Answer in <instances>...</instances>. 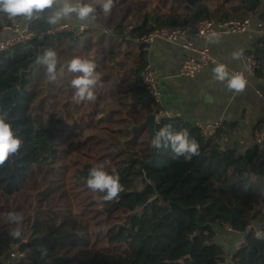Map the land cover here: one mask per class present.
Here are the masks:
<instances>
[{
  "label": "trees",
  "instance_id": "1",
  "mask_svg": "<svg viewBox=\"0 0 264 264\" xmlns=\"http://www.w3.org/2000/svg\"><path fill=\"white\" fill-rule=\"evenodd\" d=\"M249 3L115 0L108 16L97 5L101 30L58 33L0 53V96L18 90L0 99V113L8 114L23 140L18 154L0 166V207L21 212L23 190L35 205L23 213L19 239L9 235L16 225L0 215V260L16 247L27 264H228L218 241L224 223L236 231L249 225L264 231V158L255 147L243 152L223 147L221 130L207 137L190 122L161 118L155 130L169 124L175 131L187 129L199 143L191 160L173 159L170 149L151 148L152 134L142 137L146 127L139 128L156 110L140 78L147 51L135 40L156 28L178 26L195 11L196 20L264 21V0H254L251 9ZM255 46L261 63L255 76L262 77L264 39ZM46 48L58 53L55 81L36 63ZM77 56L98 65L102 86L94 102L72 98L70 83L79 74L68 71V62ZM68 147L100 154L96 163L83 160L70 169ZM100 162L119 172L125 188L111 201L98 192L104 214L117 216L106 239L124 247L120 251L95 245L90 219L72 204L69 182L87 187L90 168ZM231 255L233 264H264V235L252 232L248 244Z\"/></svg>",
  "mask_w": 264,
  "mask_h": 264
},
{
  "label": "crops",
  "instance_id": "2",
  "mask_svg": "<svg viewBox=\"0 0 264 264\" xmlns=\"http://www.w3.org/2000/svg\"><path fill=\"white\" fill-rule=\"evenodd\" d=\"M18 18L24 27L31 30L66 23L89 26V31L103 28L96 21L83 23L74 16L62 20L57 25H49L44 16L31 21L24 17ZM1 32L0 27V34ZM262 39L264 35L261 36L256 30H252L220 37L215 43L202 39H194V42L197 46H208L217 61L227 65L230 73L245 71L246 75L242 58L234 60L232 53L239 49H243V55L253 52L255 45ZM146 51L147 61L156 69L160 77L159 88L162 93L163 110L161 118L179 119L194 125H213L222 120L219 140L223 147L239 151L254 147L255 132L264 120V98L257 93L260 91L264 97V76L249 77L245 91L235 93L228 90L227 81L219 82L213 78L212 70L216 64L206 67L195 78L179 76L183 60L191 53L178 45L156 41ZM262 157L264 158V152ZM18 264L27 263L22 260Z\"/></svg>",
  "mask_w": 264,
  "mask_h": 264
},
{
  "label": "clouds",
  "instance_id": "3",
  "mask_svg": "<svg viewBox=\"0 0 264 264\" xmlns=\"http://www.w3.org/2000/svg\"><path fill=\"white\" fill-rule=\"evenodd\" d=\"M97 5L104 16L111 14L115 7V0H0V14L11 20L15 17H24L31 21L44 16L49 25H57L62 20L75 17L83 23H94L97 20ZM220 39V33H210V42L215 43ZM243 57V49L232 53L234 60ZM36 63L46 68V75L51 81L57 79V66L59 64L58 53L52 48H46L37 55ZM97 63L94 58L77 56L68 62V71L78 73L70 83L73 92V100L76 103L94 102L96 90L102 86L101 75L97 71ZM247 70V69H245ZM216 81H227L229 91L241 93L248 84L245 71L230 73L227 65L216 63L212 70ZM23 140L18 132H14L12 122L7 113H0V166H3L10 157L18 154ZM150 147L157 152L160 149H170L173 159L183 157L186 161L199 154V143L190 136L187 129L175 131L172 125H165L159 130H153ZM119 172L113 167L111 172L106 168V162H100L90 168L87 177V188L92 192H99L104 201L118 198L125 191L120 182ZM10 223L16 227L9 233L13 239H19L22 235L23 213L10 211L6 213ZM47 256V249L42 252Z\"/></svg>",
  "mask_w": 264,
  "mask_h": 264
},
{
  "label": "built area",
  "instance_id": "4",
  "mask_svg": "<svg viewBox=\"0 0 264 264\" xmlns=\"http://www.w3.org/2000/svg\"><path fill=\"white\" fill-rule=\"evenodd\" d=\"M1 33L0 34V53L8 51L11 48L26 43L32 40L43 42L46 38L64 32H78L83 33L89 30V26H83L75 23H66L63 25L47 27L40 30H31L24 27L18 17L11 20L6 16L0 14ZM252 30H256L261 36L264 35V21L260 18L247 17L243 20L231 19L219 22L211 20H196L191 18L185 19L180 25L175 27H163L152 30L149 34L136 39L135 41L142 46L145 50L150 49V46L156 41L170 43L178 45L191 54L186 56L179 69V76L195 78L200 71L210 65L216 64L218 61L211 53L208 46H197L194 39H202L204 41L210 40V33H220V37L232 34L246 33ZM242 64L246 70V78L249 82V77H254L256 71L260 68L261 63L258 57L253 52H249L243 55ZM236 72V71H233ZM141 84L145 87L148 97L152 101V107L155 111V123H159L163 115L162 110V93L159 88V75L156 69L147 61V65L144 67L140 74ZM258 95L262 98L263 95L260 91H257ZM223 125V121L220 120L213 125H200L196 126L207 137H213ZM254 147L257 150L259 156H262L264 152V120L260 123L254 136ZM223 227L236 234L239 238L237 240V247L234 252H237L244 248L248 244L249 236L252 232L256 236H263L264 231L259 229L255 225H249L243 231H236L230 224L224 223ZM24 258L16 247L11 250L8 255L0 260V264H18L21 259ZM229 259L228 264L232 263Z\"/></svg>",
  "mask_w": 264,
  "mask_h": 264
},
{
  "label": "rangeland",
  "instance_id": "5",
  "mask_svg": "<svg viewBox=\"0 0 264 264\" xmlns=\"http://www.w3.org/2000/svg\"><path fill=\"white\" fill-rule=\"evenodd\" d=\"M224 1V0H223ZM228 2L229 5L234 4L237 0H225ZM108 40V38H106ZM149 128L146 127V129L143 132L142 137L148 136ZM78 139H75L73 142L72 147L78 146L79 144ZM87 147V146H85ZM81 148V147H80ZM73 150V148L68 147L67 152V158L69 161L70 169H73L75 167V164L80 163L83 160H90L94 163L97 162V158L99 157V150H90V148H86L84 150ZM91 155L92 157H90ZM106 168L108 169V166L106 165ZM70 184V186H69ZM68 186L71 190V193L73 196V208L75 212L81 213L85 216H87L90 219L91 222V231L93 233V240L94 244L98 245L100 248L111 250V251H120L124 250V247L122 246H110L107 243L106 239V233L108 228L111 226V224L115 223L116 215L108 218L106 214H104L102 200L98 197V192H92L87 187H76L77 185H73L72 181L69 182ZM19 200H21V204L23 205L21 212L24 214L31 213L34 209V204L29 203V196H28V190H23L21 193H19ZM0 215L6 216V210L0 207ZM220 234L218 237V241L223 244L226 248V252L228 254V258L231 260V253L235 250L237 247V240L238 236L234 233H231L227 231L225 228L220 229ZM21 259L20 261H22Z\"/></svg>",
  "mask_w": 264,
  "mask_h": 264
},
{
  "label": "water",
  "instance_id": "6",
  "mask_svg": "<svg viewBox=\"0 0 264 264\" xmlns=\"http://www.w3.org/2000/svg\"><path fill=\"white\" fill-rule=\"evenodd\" d=\"M254 3V0H250V3H249V9H251L252 5ZM196 13V11H195ZM193 14L192 15V18L195 19L196 18V14ZM18 90L17 89H13V90H10V91H7V92H4L1 96H0V99L1 98H10V97H14L16 94H17ZM155 114H151L147 120L139 127V128H142V127H148L149 128V131L150 133L152 134L153 136V130L155 129ZM241 152H243V150H241Z\"/></svg>",
  "mask_w": 264,
  "mask_h": 264
}]
</instances>
